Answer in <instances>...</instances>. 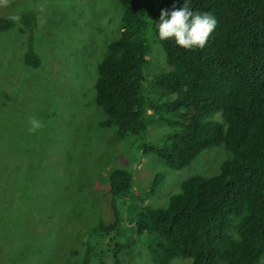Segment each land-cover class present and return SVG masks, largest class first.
Returning a JSON list of instances; mask_svg holds the SVG:
<instances>
[{
    "label": "rangeland",
    "instance_id": "374dc122",
    "mask_svg": "<svg viewBox=\"0 0 264 264\" xmlns=\"http://www.w3.org/2000/svg\"><path fill=\"white\" fill-rule=\"evenodd\" d=\"M28 11L35 27L20 19ZM0 16L15 20L0 32V264H81L88 247V264H156L148 235L136 230L137 215L165 208L183 180L218 174L232 152L212 146L174 169L146 149L171 147L177 128L169 123L149 122L144 135L123 140L114 126H101L97 64L121 30L119 0H1ZM142 35L149 44L142 93L170 101L150 80L170 70L163 46L150 25ZM31 38L38 66L25 62ZM32 118L42 127L30 133ZM119 168L131 172L133 188L113 196L108 178ZM114 209L118 226L95 231L115 219Z\"/></svg>",
    "mask_w": 264,
    "mask_h": 264
},
{
    "label": "trees",
    "instance_id": "16d2710c",
    "mask_svg": "<svg viewBox=\"0 0 264 264\" xmlns=\"http://www.w3.org/2000/svg\"><path fill=\"white\" fill-rule=\"evenodd\" d=\"M119 2L121 30L97 64L95 100L106 115L101 126H114L123 140L144 135L149 122L169 123L177 128L169 136L171 147L150 144L146 149L174 169L189 165L212 146L222 144L232 152L218 174L183 180L165 208H144L135 220L138 234L148 235L156 264L175 258L192 264H259L264 255V0ZM185 4L216 20L202 48L183 49L156 36L160 10ZM33 18L29 11L20 15L23 23L35 27ZM14 25L13 17L0 16V32ZM148 25L170 67L150 77L173 95L167 102L142 93L149 51L142 34ZM32 40L25 62L38 66ZM108 179L113 196L133 188V175L124 168L112 171ZM114 214L111 223L99 222L95 231L114 230L117 209ZM90 252L88 247L81 264L90 262Z\"/></svg>",
    "mask_w": 264,
    "mask_h": 264
},
{
    "label": "clouds",
    "instance_id": "9594fccd",
    "mask_svg": "<svg viewBox=\"0 0 264 264\" xmlns=\"http://www.w3.org/2000/svg\"><path fill=\"white\" fill-rule=\"evenodd\" d=\"M216 25L215 18L203 12H195L186 4L171 10L161 9L155 23L159 40H171L183 49L202 48ZM28 131L35 132L42 127L41 121L29 120Z\"/></svg>",
    "mask_w": 264,
    "mask_h": 264
}]
</instances>
